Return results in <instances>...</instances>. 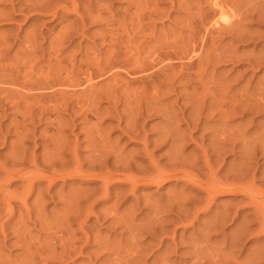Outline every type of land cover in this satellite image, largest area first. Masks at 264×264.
<instances>
[{"label":"rangeland","instance_id":"1","mask_svg":"<svg viewBox=\"0 0 264 264\" xmlns=\"http://www.w3.org/2000/svg\"><path fill=\"white\" fill-rule=\"evenodd\" d=\"M207 1L0 0V264H252L261 254L264 0L220 1L226 22ZM164 132L173 141H161ZM234 133L248 155L230 149ZM219 135L228 152L213 156ZM174 139L185 162L168 163ZM239 162L253 199L217 194L206 203L183 178L96 175L185 168L208 180L210 164L212 176L234 182ZM224 209L234 214L208 230ZM237 225L247 233L231 246Z\"/></svg>","mask_w":264,"mask_h":264},{"label":"bare ground","instance_id":"2","mask_svg":"<svg viewBox=\"0 0 264 264\" xmlns=\"http://www.w3.org/2000/svg\"><path fill=\"white\" fill-rule=\"evenodd\" d=\"M208 1H210V0H208ZM207 1V2H208ZM220 1H222V0H212L211 1V3L216 7L214 10H218V12H219V14H218V12H217V10H216V12H217V14L218 15H220L219 16V18L222 20V21H227L228 20V18H229V16H228V18H227V16L225 15V7H223L222 6V4L221 3H223L224 4V1L223 2H221L220 3ZM224 6H226L225 4H224ZM228 10L226 9V12H227ZM235 14V13H234ZM228 15V14H227ZM231 16V15H230ZM216 18H218V17H215V19L212 21L213 22V24L212 25H220V24H218L220 21H219V18L218 19H216ZM233 19V18H232ZM212 20V19H211ZM231 20V19H230ZM222 21H221V24H225V23H222ZM229 23H230V21H228ZM229 23H228V25H229ZM208 24V23H207ZM227 24V23H226ZM209 25H211V23L209 24ZM205 27V26H204ZM221 27V26H220ZM223 27H224V25H223ZM222 28V27H221ZM212 29V28H211ZM216 29V28H215ZM207 30V29H206ZM193 40V39H192ZM201 40H203V39H201ZM194 42V41H193ZM192 42V43H193ZM194 44V43H193ZM194 47V46H193ZM159 48V47H158ZM156 49V48H155ZM189 49V48H188ZM152 50H154V49H152ZM151 50V51H152ZM174 50V49H173ZM176 50V49H175ZM155 51V50H154ZM159 51V50H158ZM166 51V50H165ZM153 52V51H152ZM176 52H178V51H176ZM181 52V51H180ZM179 52V53H180ZM183 52V51H182ZM184 52H186V49L184 50ZM193 52V51H192ZM159 53V52H158ZM163 53H164V51H163ZM152 54V53H151ZM150 54V55H151ZM157 54V53H156ZM167 54H169V53H167ZM166 54V55H167ZM181 54V53H180ZM190 54V53H189ZM193 54V53H192ZM149 55V54H148ZM158 55V54H157ZM156 55V56H157ZM175 54H173L172 56H174ZM178 55V54H177ZM182 55V54H181ZM159 56V55H158ZM157 56V57H158ZM190 56V55H189ZM150 57V56H149ZM153 57V56H152ZM161 57V56H160ZM168 57V56H167ZM177 57V59H178V56H176ZM175 57V58H176ZM151 58V57H150ZM166 58V57H165ZM170 57H168V59H169ZM173 58V57H172ZM191 58V57H190ZM146 59V58H145ZM162 59H164L163 57H162ZM162 59H161V61H162ZM171 59V58H170ZM180 59V58H179ZM153 60V59H152ZM152 60L150 61V64H151V62H152ZM155 60V59H154ZM157 60V59H156ZM159 60V59H158ZM173 60V59H172ZM188 60V59H187ZM141 61V60H140ZM157 62V61H156ZM160 62V61H159ZM158 62V63H159ZM163 62H166L165 60H163L162 61V63ZM173 62V61H172ZM192 62V61H191ZM126 64H127V62H125ZM158 63H155L156 65L158 64ZM168 63V62H167ZM165 64V63H163L162 65H164V67H167V66H173L174 64L173 63H171V64ZM170 63V62H169ZM190 63V62H189ZM119 64V63H118ZM120 64H122V63H120ZM148 64H149V62H148ZM152 64H153V62H152ZM184 64V63H183ZM188 64V63H187ZM129 65V64H128ZM131 66H132V64H130ZM129 65V66H130ZM146 65V64H145ZM162 65H160V66H162ZM190 65V64H189ZM124 66V65H123ZM142 66V65H141ZM148 66V65H147ZM154 66V65H153ZM177 66V65H176ZM179 66H181V64L179 65ZM116 67H118V66H116ZM135 67V66H134ZM138 67L140 68V70L141 71H143L144 72V70L145 69H147L146 67H145V69H143L144 68V65H143V68L142 67H140L139 65H138ZM138 67L136 68V69H138ZM157 67V66H156ZM155 67V68H156ZM103 68V67H102ZM125 68V67H124ZM127 68H129V67H127ZM142 68V69H141ZM149 68H152V65H151V67H149ZM160 68V67H159ZM158 68V69H159ZM163 67H161L160 69H162ZM169 68V67H168ZM171 68V67H170ZM122 69V68H121ZM133 69H135V68H133ZM132 69V70H133ZM135 69V70H136ZM153 69V68H152ZM157 69V68H156ZM165 70H166V68H164ZM114 70V69H113ZM115 70H116V68H115ZM139 70V69H138ZM138 70L137 71H133V72H138ZM148 70V69H147ZM146 70V71H147ZM150 70V69H149ZM153 70H155V69H153ZM163 70V69H162ZM167 70H169V69H167ZM173 70V69H172ZM92 71V70H91ZM117 71V70H116ZM123 71V70H122ZM130 71V70H129ZM94 72V71H93ZM126 72V71H125ZM156 72V71H155ZM190 72V71H189ZM90 73V72H89ZM132 73V72H131ZM148 73H150L149 71H148ZM154 73V72H153ZM158 73V72H157ZM92 74V73H91ZM115 74V73H114ZM134 74H136V73H134ZM142 74V73H141ZM144 74V73H143ZM147 74V73H146ZM173 74V73H172ZM89 75L90 74H87V76H88V79H89ZM119 75V74H118ZM145 75V74H144ZM149 75V74H148ZM150 75H152V74H150ZM160 75V74H159ZM158 75V76H159ZM186 75V74H185ZM188 75H189V73H188ZM94 76V75H93ZM92 76V77H93ZM135 77V76H134ZM150 77V76H149ZM188 77V76H187ZM146 78H148V77H146ZM150 78H152V77H150ZM157 78V77H156ZM184 78H186V77H184ZM154 79V78H153ZM86 80V79H85ZM90 80H92V79H90ZM95 80V79H94ZM137 80V79H136ZM89 81V80H88ZM93 81V80H92ZM141 81V80H140ZM148 81V80H147ZM155 81V80H154ZM180 81H182V80H180ZM84 84H85V82H83ZM149 83V82H148ZM151 83H153V82H151ZM155 83H156V81H155ZM92 84H94V83H92ZM154 84V83H153ZM78 85V84H77ZM50 86H52V85H50ZM53 87V86H52ZM186 87H187V85H186ZM49 88V87H48ZM157 93V92H156ZM155 93V94H156ZM154 94V93H153ZM128 96V95H127ZM154 96V95H153ZM160 96V95H159ZM159 96H158V98H159ZM86 98V97H85ZM89 98V97H88ZM129 98V97H128ZM152 98V97H151ZM124 99L126 100V98L124 97ZM135 99V98H134ZM149 99H150V97H149ZM161 99V98H160ZM83 100V99H82ZM95 100V99H94ZM124 100V101H125ZM154 100V99H153ZM117 101V100H116ZM127 102H130V101H128V100H126ZM134 101V100H133ZM150 101V100H149ZM160 101V100H159ZM154 102V101H153ZM86 103H88V102H86ZM85 103V104H86ZM152 103V102H151ZM155 103V102H154ZM225 103V102H224ZM233 105H234V103H232ZM236 104V103H235ZM155 105V104H154ZM227 105V104H226ZM230 105V104H229ZM228 106V105H227ZM84 107V106H83ZM231 107H233L232 105L230 106V108ZM93 108V107H92ZM152 108H153V106H152ZM159 108V107H158ZM95 109V108H94ZM154 109V108H153ZM234 110H236V112L238 111L237 109H238V104H236L235 105V107L233 108ZM232 109V110H233ZM96 110V109H95ZM160 110V109H159ZM221 110V109H220ZM233 110V111H234ZM93 111V110H92ZM98 111V110H97ZM158 111V110H157ZM227 111V110H226ZM239 111H241V110H239ZM85 112V111H84ZM156 112V111H155ZM221 112L223 113L224 112V110H221ZM220 112V115L222 114ZM235 112V111H234ZM95 113V112H94ZM231 113V112H230ZM241 113V112H240ZM239 113V114H240ZM84 115V114H83ZM97 115V114H96ZM223 115V114H222ZM229 114H227V116H228ZM167 116V115H166ZM89 118V117H88ZM130 118V117H129ZM129 118H128V120H129ZM133 119V118H132ZM131 119V120H132ZM87 120V119H86ZM225 120V119H224ZM135 121V120H134ZM223 121V120H222ZM131 123V122H130ZM126 124H127V120H126ZM130 126V125H129ZM128 126V127H129ZM133 125H131L130 126V128H132L133 129V127H132ZM223 126V125H222ZM126 129H128V131H126L125 130V132H130V128H127V127H125ZM170 128V127H169ZM222 127H220V129H221ZM228 128V127H227ZM230 129V128H229ZM228 129V130H229ZM166 130H169L168 128L166 129ZM175 130V129H174ZM173 130V131H174ZM232 130H233V128H232ZM170 131V130H169ZM168 131V132H169ZM222 131V130H221ZM167 131H166V133H168ZM219 132V131H218ZM218 132H216V133H218ZM233 132H235V131H233ZM244 132V131H243ZM133 132H131V134H132ZM173 133V132H172ZM129 134V133H128ZM161 134H163V133H161ZM160 134V135H161ZM164 134H165V132H164ZM170 134V133H169ZM166 135V136H163V138H161V136H159L158 137V139L159 138H161V141H162V139H164V140H166V138L168 137V141H169V139H170V141H173L172 139L173 138H169V136L170 135ZM178 134V133H177ZM176 134V135H177ZM221 134H224V133H221ZM261 134H262V132H261ZM173 135V134H172ZM213 136H215L214 135V133L212 134ZM234 135L236 136V137H234V140H236V141H234L233 143H232V145H233V147L232 148H230L231 150H233V149H235V148H237V151H239V152H243V154L246 156V155H248L246 152H245V150H244V147H243V144H242V142H243V140H241V136L240 135H238V137H237V133L235 134L234 133ZM243 135V134H242ZM91 136H93V135H91ZM129 136H131L130 134H129ZM220 136V135H219ZM232 136V135H231ZM176 137V136H175ZM226 135H222V137L220 136V137H218V138H220L219 140H218V138H217V140L219 141V144H216L218 141H216V146L218 145V147H216L215 148V146L213 147V148H211V149H213L212 151H213V156L214 155H218V152H220V150H222V151H224V150H226L227 148H224L225 146H226V142H225V140H228L229 138L227 137ZM244 137V136H243ZM243 137H242V139H243ZM181 138V137H180ZM177 139H178V137H177ZM177 139L174 141V143L176 144V141H177ZM184 139V138H183ZM95 140H96V138H95ZM180 140V139H179ZM182 140V139H181ZM224 140V141H223ZM230 140V139H229ZM147 141V140H146ZM246 141V140H245ZM177 142H179V141H177ZM181 142V141H180ZM228 142H230V141H228ZM228 142H227V144H228ZM145 143V142H144ZM168 143V142H167ZM171 144H170V148H172L173 147V145H174V143L173 142H170ZM231 143V142H230ZM173 144V145H172ZM177 146H178V144H176ZM181 145V144H180ZM225 145V146H224ZM248 145H250V144H246V146H248ZM97 146V145H96ZM175 146V145H174ZM168 147H169V145H168ZM176 147V146H175ZM175 147H173L174 149H172V150H174V151H170L171 149L169 148L168 150L170 151V152H168L167 151V153H171L169 156L170 157H168V158H170V159H168V163L170 162L169 160H175L174 162H176V160H178V159H180L181 157L183 158V156H181V147H179V148H177V149H175ZM209 147V146H208ZM96 148V147H95ZM204 148V147H203ZM251 146H250V148H248L249 150H250V152H253L254 150H251ZM257 148V147H256ZM230 149H229V151H230ZM254 149V148H253ZM175 150H176V152H175ZM221 151V156L223 155V153L224 152H222ZM227 152H228V150H226ZM247 151V150H246ZM102 152V151H101ZM101 152H100V154H101ZM183 152V151H182ZM203 154H207V152H206V150H205V148L204 149H202V151H201ZM248 152V151H247ZM201 153V154H202ZM226 153V152H225ZM254 153V152H253ZM219 154V155H220ZM189 155H190V153H189ZM240 155V154H239ZM254 155V154H253ZM101 156V155H100ZM99 156V157H100ZM204 156V158H205V155H203ZM212 156V155H211ZM212 156V157H213ZM215 156V158H217ZM220 156V157H221ZM224 156V155H223ZM243 156V155H242ZM245 156H244V158H245ZM252 156V155H251ZM251 156H249V157H251ZM187 157H188V155H187ZM248 157V158H249ZM254 157V156H253ZM97 158V157H96ZM110 158V157H109ZM181 158V160L182 161H184V158L182 159ZM211 158V157H210ZM106 159V158H105ZM186 159V158H185ZM213 159V158H212ZM253 158H251V160H252ZM97 160V159H96ZM99 160H101V159H99ZM209 160V158L208 157H206V159H205V165H206V167L208 166V161ZM219 160V159H218ZM221 160V159H220ZM245 160V159H244ZM250 160V159H249ZM104 161V160H103ZM107 161V160H106ZM114 161H116V160H113V163H114ZM180 161V160H179ZM179 161H177V162H179ZM194 161V160H193ZM246 161V160H245ZM97 162V161H96ZM100 162V161H99ZM118 162V161H117ZM117 162H115V163H117ZM153 162V161H152ZM172 162V161H171ZM170 162V163H171ZM181 162V161H180ZM185 162V161H184ZM217 162H219V161H217ZM244 162V161H243ZM98 163V162H97ZM107 163H109V162H107ZM127 163V162H126ZM194 163V162H193ZM240 163V162H239ZM249 163V162H248ZM98 164H101V163H98ZM102 164H104L105 165V163H103L102 162ZM101 164V165H102ZM122 164H124V163H122ZM155 164H157V163H155ZM173 164V163H172ZM175 164V163H174ZM179 164H181V163H179ZM128 165V164H127ZM126 165V166H127ZM184 165H186V163L184 164ZM217 165V164H216ZM246 164H243V163H240V166L238 165V168H236L235 170H234V172L232 173L231 171V174L234 176H232L233 177V179L234 180H236V181H232V182H222V180H219L218 178H216V177H214V176H212V167H210V164H209V167H208V169H209V171H211L210 172V174H211V177H210V175H209V171H208V176L210 177L208 180H204V178L202 177V176H200V175H198V174H195L194 172H192V171H190V170H184V169H182V168H180V169H174L173 168V170H171V171H167L166 169L165 170H162V169H159V168H156V173H152V172H150V173H152V174H150L149 172L147 173L146 171V173H141V174H131V172H126V168L124 169L123 168V170H125V171H119V170H122V169H119V170H117V168H116V170H114V171H110V169L108 170V168H107V170L104 168V166H102L105 170H103L104 172H101L100 174H96V175H98V177L94 174V172H92L91 173V175H94V176H96L97 178H101L104 182L103 183H108L111 179H116V178H121L120 176H123L124 177V180H128V181H130L132 184H134V183H136V182H140V181H143V180H147L148 182H150V183H155V184H160V183H162V182H164V181H166V180H170V179H172V178H174L175 177V180L176 179H178V180H182V178L184 179V180H186V181H189L190 183H191V187H193V186H196V187H198L197 189H195L194 187V189L193 188H191L192 189V191L194 190V191H196L195 193H197V192H199L200 190H203L204 191V193L206 194V196L205 197H203V199H205L204 201H206L207 200V202L206 203H209L210 202V200H212V199H214V197L217 195V194H226V195H236L237 193H242V194H248L249 196H250V198H254V195H255V193H256V188L254 187V185H253V183H252V181H251V179H252V176H251V179L250 178H247V176H245V171H247V169H245V166ZM113 166V165H112ZM111 166V167H112ZM131 166H133V165H131ZM153 165H151V167H152ZM155 166V165H154ZM189 166V164L187 165V167ZM195 166V165H194ZM237 166V165H236ZM77 167V166H76ZM124 167H125V165H124ZM134 167V166H133ZM136 167V166H135ZM195 167H197V166H195ZM203 167V166H202ZM231 167V166H230ZM136 168H138V167H136ZM190 168H194L193 166L192 167H190ZM198 168V167H197ZM215 168V167H214ZM213 168V169H214ZM251 168V167H250ZM249 168V169H250ZM153 169V168H152ZM189 169V168H188ZM203 169V168H202ZM216 169V168H215ZM229 169V168H228ZM227 169V170H228ZM252 169V168H251ZM254 169V168H253ZM253 169L251 170V171H253ZM102 170H100V171H102ZM194 170H195V168H194ZM226 170V171H227ZM232 170V169H231ZM237 170V171H236ZM201 171V170H200ZM233 171V170H232ZM249 171V170H248ZM250 171V172H251ZM143 172V171H142ZM198 172V171H197ZM207 172V171H206ZM215 172V171H214ZM214 172H213V174H214ZM249 172V173H250ZM133 173V172H132ZM200 173H202V172H200ZM247 173V172H246ZM71 174H72V171H71ZM78 174L79 175H83V173H81L80 172V170H78ZM206 174V173H205ZM218 174V173H217ZM216 174V175H217ZM225 174H226V176H227V172H225ZM228 174H229V171H228ZM248 174V173H247ZM64 175V174H63ZM75 175V174H74ZM86 175V174H85ZM250 175V174H249ZM255 175V174H254ZM204 176V175H203ZM219 176V175H218ZM116 177V178H115ZM205 177V176H204ZM207 177V176H206ZM39 178V177H38ZM52 178V177H51ZM96 178V179H97ZM181 178V179H180ZM208 178V177H207ZM207 178H205V179H207ZM221 178H222V175H221ZM255 178V177H254ZM54 179V178H53ZM95 179V178H94ZM113 179V180H114ZM223 179V178H222ZM119 180H121V179H118V181ZM226 180V179H225ZM227 180H228V178H227ZM122 181H123V179H122ZM190 189V188H189ZM200 189V190H199ZM261 190V189H260ZM200 193V192H199ZM248 195H247V197H248ZM196 198V197H195ZM249 198V197H248ZM258 199V198H257ZM183 201H184V198L182 199ZM185 200H187V199H185ZM201 201V200H200ZM197 202V201H196ZM199 202V201H198ZM202 202V201H201ZM250 203H252V202H255V203H257L258 205H259V202L258 201H252L251 202V200L249 201ZM182 204V203H181ZM184 204V203H183ZM180 205V204H179ZM200 205V204H199ZM254 205V204H253ZM185 206V205H184ZM261 205H259V208H261L260 209V212L258 211V213H260V214H257L258 216L260 215V217H259V219L258 220H260L259 222L260 223H258L259 225V227H258V231L259 232H262V234H264V208H262V207H260ZM257 206H256V204H255V208H256ZM182 208V207H181ZM258 208V207H257ZM184 209V208H183ZM200 210V209H199ZM255 210V209H254ZM183 211V210H182ZM255 212H257L256 210H255ZM183 213H184V211H183ZM182 213V214H183ZM186 213V212H185ZM197 213V212H196ZM179 214H180V212H179ZM188 214V213H187ZM186 214V215H187ZM234 214V213H233ZM232 214V215H233ZM194 215H195V213H194ZM229 214H227V212H226V210L224 209V211H222L219 215H217V216H213L211 219L212 220H209V221H212L211 223L209 222V224L208 225H206V228L208 229V230H210V231H215V230H219V229H222V226L223 225H225V219L226 218H228L229 216H230V218H231V214L228 216ZM228 216V217H227ZM257 216V217H258ZM179 218V217H178ZM180 219V218H179ZM189 222H192V221H189ZM243 224V223H242ZM237 226H239V228H237L236 227V233H234L233 235H231V238H230V245L231 246H235L238 242V240H241V238H242V235H244V234H246L247 232H245L244 230V227L243 226H240V225H237ZM256 227V228H257ZM255 228V229H256ZM206 229V230H207ZM247 230H248V228H246ZM256 230V231H257ZM250 232V231H249ZM248 232V233H249ZM258 233V232H257ZM205 234V233H204ZM256 234V233H255ZM206 235H207V233H206ZM209 235V234H208ZM207 235V236H208ZM202 236V235H201ZM206 236V237H207ZM245 236V235H244ZM243 236V237H244ZM203 238H204V236H203ZM202 238V239H203ZM245 238V237H244ZM192 239H196V238H192ZM191 239V240H192ZM246 239V238H245ZM194 240L192 241V242H194ZM196 242V241H195ZM237 242V243H236ZM240 242V241H239ZM197 243H198V241H197ZM236 243V244H235ZM192 244V243H191ZM200 245V244H199ZM199 245L197 246V247H199ZM192 246H193V244H192ZM194 246H196V244L194 245ZM201 247V246H200ZM227 247V246H226ZM232 248V247H231ZM197 249V248H196ZM202 250H203V248H202ZM201 250V251H202ZM262 252H264V247H262ZM261 250H259L260 252H261ZM193 251H194V248H193ZM196 251H194L193 253H195ZM199 252V251H198ZM220 252V251H219ZM254 252V251H253ZM261 252V254H258V255H256V252H255V258L253 259L252 257V260L253 261H249V262H251L252 264H258V260H262V261H264V253H262ZM197 253V252H196ZM200 253V252H199ZM199 253H197V255L199 254ZM252 254V253H251ZM218 255V254H217ZM254 256V255H253ZM250 258V259H251ZM225 262V261H224ZM227 262V261H226ZM231 263H233V262H231ZM224 264H226V263H224ZM250 264V263H249Z\"/></svg>","mask_w":264,"mask_h":264}]
</instances>
